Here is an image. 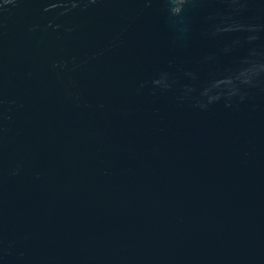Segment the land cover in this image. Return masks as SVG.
Segmentation results:
<instances>
[{
    "label": "water",
    "instance_id": "95a60500",
    "mask_svg": "<svg viewBox=\"0 0 264 264\" xmlns=\"http://www.w3.org/2000/svg\"><path fill=\"white\" fill-rule=\"evenodd\" d=\"M0 264H264V0H0Z\"/></svg>",
    "mask_w": 264,
    "mask_h": 264
}]
</instances>
